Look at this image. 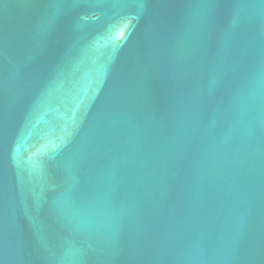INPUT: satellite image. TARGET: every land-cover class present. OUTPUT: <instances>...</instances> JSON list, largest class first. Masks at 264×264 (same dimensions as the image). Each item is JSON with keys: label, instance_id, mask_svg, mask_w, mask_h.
I'll return each mask as SVG.
<instances>
[{"label": "water", "instance_id": "95a60500", "mask_svg": "<svg viewBox=\"0 0 264 264\" xmlns=\"http://www.w3.org/2000/svg\"><path fill=\"white\" fill-rule=\"evenodd\" d=\"M0 264H264V0H0Z\"/></svg>", "mask_w": 264, "mask_h": 264}]
</instances>
